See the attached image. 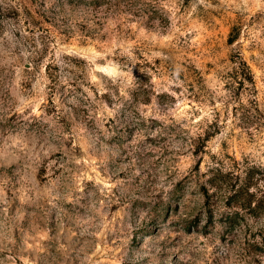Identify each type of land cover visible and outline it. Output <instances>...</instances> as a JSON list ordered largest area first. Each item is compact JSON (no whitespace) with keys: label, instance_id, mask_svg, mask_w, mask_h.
Wrapping results in <instances>:
<instances>
[{"label":"rangeland","instance_id":"1","mask_svg":"<svg viewBox=\"0 0 264 264\" xmlns=\"http://www.w3.org/2000/svg\"><path fill=\"white\" fill-rule=\"evenodd\" d=\"M263 193L264 0H0V264H264Z\"/></svg>","mask_w":264,"mask_h":264},{"label":"trees","instance_id":"2","mask_svg":"<svg viewBox=\"0 0 264 264\" xmlns=\"http://www.w3.org/2000/svg\"><path fill=\"white\" fill-rule=\"evenodd\" d=\"M248 196H249V199L247 200L245 204L246 208L248 209V212L255 218H264V193L262 194V196L261 195L255 196L254 194H251V195L249 194ZM257 197H259L258 200H256ZM252 204L254 205L252 206ZM238 217L239 216L235 214V217H232L231 219L233 218L236 219ZM260 233L261 234H259V237L264 243V230H262Z\"/></svg>","mask_w":264,"mask_h":264}]
</instances>
